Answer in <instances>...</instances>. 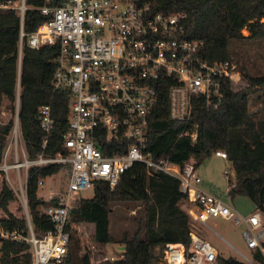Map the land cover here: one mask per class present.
I'll return each instance as SVG.
<instances>
[{"label": "built area", "instance_id": "obj_1", "mask_svg": "<svg viewBox=\"0 0 264 264\" xmlns=\"http://www.w3.org/2000/svg\"><path fill=\"white\" fill-rule=\"evenodd\" d=\"M33 8L27 0L0 1V10H12L20 18V57L24 43L35 49L43 45L58 48L53 84L56 89L70 90V113L61 149L51 155L47 151L56 122L50 105L38 111L44 138L34 157L29 156L18 123L12 128L0 164V179L23 201L27 230L5 228L1 220L7 215L0 207V247L4 241L26 242L31 252L29 264H66L72 233L79 230L72 220L82 199L79 193L98 182L114 188L127 170L140 163L151 174L163 173L179 181L191 219L189 244L155 245L153 264H218V251L197 231L209 228L208 221L218 217L245 226L242 236L251 253L250 257L240 253L244 262L254 263V252L264 262L263 212L242 216L202 187L193 160L181 166L170 157L155 159L148 151L150 120L162 80L171 83L169 118L184 124L180 137L196 142L199 126L193 117L198 104L205 102L207 107L216 108L222 103L224 82L240 79L236 64L203 59V42L186 37L187 15L154 12L144 0H43L35 9L44 20L34 32L26 33L25 15ZM19 91L20 86L18 96ZM11 149L14 161L7 163ZM214 154L228 159L225 151ZM51 164L62 165L67 182L62 190H49L46 200L53 203L44 213L54 227L39 237L28 208V172L34 166ZM10 170L15 171L17 187L12 185ZM224 174L228 178L232 175L229 168ZM45 180L39 178L38 189L45 187ZM234 186L232 183L229 189ZM120 258L106 256L104 260Z\"/></svg>", "mask_w": 264, "mask_h": 264}, {"label": "trees", "instance_id": "obj_2", "mask_svg": "<svg viewBox=\"0 0 264 264\" xmlns=\"http://www.w3.org/2000/svg\"><path fill=\"white\" fill-rule=\"evenodd\" d=\"M144 1L154 12L186 14V37L203 42L201 56L210 63L234 60V55H237L235 44L257 42L264 50V0ZM27 4L34 8L25 15L24 31L32 33L44 20L41 12L35 9L43 4V0H27ZM20 29V18L14 11L0 10V107L6 99L13 115L9 123H0V164L16 113L30 157L40 151L44 138L37 118L41 106H51L56 122L48 155L61 149V135L69 120L71 92L69 89H56L53 84L58 48L43 45L35 49L24 43L20 57ZM243 77L248 84L242 89L235 88L230 80L224 82L223 101L218 107H207L205 102L198 104L193 117L199 126L196 142L188 136L180 137L184 124L169 118L168 90L171 83L162 80L150 120L148 151L155 159L170 157L181 166L193 160L197 167L217 150L225 151L232 167L229 169L233 170L229 187L235 183L232 187L235 195L248 197L255 206L254 211L264 213V74L251 75L244 71ZM253 94H257L261 101V117L250 109ZM100 147L109 153L107 148ZM61 169L62 165L51 164L34 166L28 172V208L34 232L39 237L54 225L44 213V208L53 202L38 196V181L58 174ZM93 189L94 196L82 198L79 210L72 216L79 230L72 233L66 264H153L156 261L153 257L155 245L189 244L191 219L187 211L188 200L176 178L163 173L151 174L143 164L137 163L123 174L114 188L108 183L98 182ZM14 200V193L2 179L0 207L7 216L1 223L7 229L25 232V218L9 210V204ZM120 204L137 208V217L133 219L136 228L123 229L117 235L111 231V217L113 207ZM84 225H93L91 237L96 246L95 253L82 243L79 232ZM112 243L124 245L125 250L120 259L105 261V247ZM254 257L252 264H264L258 252H254ZM30 261V245L26 242L2 243L0 264H29ZM218 264L248 263L219 254Z\"/></svg>", "mask_w": 264, "mask_h": 264}, {"label": "rangeland", "instance_id": "obj_3", "mask_svg": "<svg viewBox=\"0 0 264 264\" xmlns=\"http://www.w3.org/2000/svg\"><path fill=\"white\" fill-rule=\"evenodd\" d=\"M245 35L248 34L247 31L244 32ZM264 45V44H263ZM234 47L237 50V55H234L232 60L236 66L237 70L240 72V79L233 83L235 88H245L247 86V80L243 77V72L246 71L251 75H263L264 74V50L261 44L257 42H245L242 44H235ZM19 61V69H20ZM250 109L257 114V117L262 116V104L258 99L257 94L251 96ZM18 110V104H17ZM8 108V101L5 99L3 105L0 107V123L7 124L12 119ZM18 123L19 132L21 131V126L17 113L14 116V126ZM12 129V130H13ZM10 139V135L7 137V143ZM216 155L213 154L211 158L202 163L198 167L199 174L202 177L203 183L202 187L223 199V201L234 208L242 216H249L255 210L253 202L244 195H229V178L224 174L226 168H232L231 163L225 159H215ZM14 155L13 149H11L7 163H13ZM66 170L64 168L61 171L51 177L46 178L45 187L38 189V196L47 201V196L49 195V190H62L66 186L67 176ZM233 174V170L231 172ZM9 176L11 178L12 185L17 187V182L15 179V171L10 170ZM0 179V187H1ZM81 198H91L94 196V189L90 188L79 193ZM133 206V205H132ZM132 206L126 204H120L113 207V213L111 217V231L113 234H119L123 229L136 228L133 219L137 217V208H132ZM186 209V206H184ZM9 210L18 217H24V205L23 201L15 195V200L9 204ZM209 228H198V233L206 240H208L218 251V253L223 257H234L238 260L243 261L240 253L247 257H250L251 251L248 249L246 242L242 236L245 230L244 225H236L232 220L225 219L222 217L211 218L208 221ZM93 230V225H84L79 232L82 243L95 253V244L92 241L91 233ZM125 250V246L118 243L108 244L105 247L107 257L120 258Z\"/></svg>", "mask_w": 264, "mask_h": 264}, {"label": "water", "instance_id": "obj_4", "mask_svg": "<svg viewBox=\"0 0 264 264\" xmlns=\"http://www.w3.org/2000/svg\"><path fill=\"white\" fill-rule=\"evenodd\" d=\"M20 61H21V60H20ZM228 193H229L230 196H235V192H234L233 190H229Z\"/></svg>", "mask_w": 264, "mask_h": 264}, {"label": "crops", "instance_id": "obj_5", "mask_svg": "<svg viewBox=\"0 0 264 264\" xmlns=\"http://www.w3.org/2000/svg\"><path fill=\"white\" fill-rule=\"evenodd\" d=\"M215 159H218V160H220V159H223V158H221V157H219V156H216V158Z\"/></svg>", "mask_w": 264, "mask_h": 264}]
</instances>
